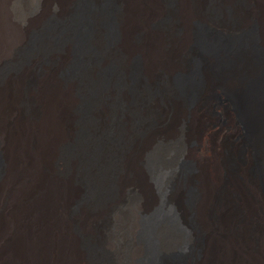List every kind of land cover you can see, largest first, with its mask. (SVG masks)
Listing matches in <instances>:
<instances>
[{"label":"bare ground","instance_id":"obj_1","mask_svg":"<svg viewBox=\"0 0 264 264\" xmlns=\"http://www.w3.org/2000/svg\"><path fill=\"white\" fill-rule=\"evenodd\" d=\"M111 1L84 0L85 6L78 17L74 12L78 0H54L58 5L56 18L60 24L49 28L46 27V13L38 14L32 22L27 20L26 0H0V64L16 60L17 53L30 47L31 35L40 33L38 48L32 51L31 57H25L14 79L21 81L31 74L32 68L29 95L33 115L20 116L17 129L9 123V118L4 127L0 124V264H264V150L260 156L259 178L252 179L248 173L252 164L250 148L242 146L245 148L241 150L242 156L236 159L238 153L235 154L237 146L234 144L231 151L236 155L233 158L236 170L229 175L224 193L220 201L217 200L223 177L221 159L214 141L207 146L208 142L204 140L205 136L214 140L217 131L205 119L208 116H198L199 109L192 116H158L156 125L149 129L145 121L139 126L144 144L149 146L144 151H150L154 139L162 143V150L156 154L158 172L178 180L166 209L160 215L150 216L148 228L137 223L133 209L125 224L115 215L114 225L103 229L97 227L100 213L82 208L71 212L70 207L83 195V190L74 183L77 161L75 156H70L65 162L67 171L62 174L56 163L60 149L76 143L78 114L75 108L80 100L75 97L77 79L83 76L87 82L85 88L89 89L102 82L99 71L109 66L105 19L108 20L107 8ZM116 1L118 6L110 13L114 16L116 32L111 48L119 58L115 70L108 72L102 91L104 96L110 98L118 94L122 104L129 105L128 89L132 87V77L125 49L139 55L138 79L143 84L152 85L155 74L161 72L164 75L163 89L168 93H176L178 89L188 93L197 89L204 93L206 89L209 91L218 85L232 86L239 81L240 76L236 74L223 80L215 76L208 66L220 65L218 59L226 60V54L223 51H217L216 55L207 52V48L211 49L210 44L205 45V55L200 52V65L194 74L185 61L171 59L167 32L147 30L142 41L133 43L131 37L136 30L164 15L163 1ZM175 1L176 19L184 27L179 46L185 50L192 36L189 24L198 15L191 12L188 0ZM245 2L243 15L249 14V20L257 23V29L252 32V44L256 46L259 40L264 49V0ZM231 4L228 0L217 1L219 8ZM197 19L205 25L212 24L207 16L199 15ZM220 23L214 22L212 28L229 35L230 29ZM245 23L240 22L239 31ZM83 27L88 30L89 63L76 77H69V81L63 83L55 73L71 64V39L78 32L79 37L84 38ZM60 38L61 47L56 50L55 44ZM93 50L100 54L97 61L92 56ZM42 51L47 63L38 65L37 57ZM233 64L236 70L242 71V62L233 60ZM175 75L192 78L194 80L189 81L197 85L178 83L173 80ZM10 79L6 78L5 86L0 88V108L2 97L8 93L6 87ZM134 87L136 92H143L138 83ZM249 94L257 97V89ZM196 105L186 111L191 113ZM104 108L90 116L100 123V127L92 124L87 127L88 149L92 150L93 160L89 164L88 176L92 198L101 200L100 197L106 196L107 190L114 187L117 199L111 204L103 200L102 204L111 208L118 206L123 199V186L117 172L126 165L129 153L122 151L121 143L129 139L133 128L131 116L127 115L125 108L118 116H111V122ZM144 111L138 106L139 115L145 114ZM221 117L218 126H235L231 123L235 116ZM180 123L184 125V131L181 133L183 145L179 149L174 143L178 137L176 124ZM142 155L143 149L138 157ZM193 157L198 165L192 163L193 168L185 177V185L191 188L193 199L185 205L182 201V175L176 161L191 162ZM138 212L147 215L149 209L140 206ZM90 253L95 257L94 261Z\"/></svg>","mask_w":264,"mask_h":264},{"label":"rangeland","instance_id":"obj_2","mask_svg":"<svg viewBox=\"0 0 264 264\" xmlns=\"http://www.w3.org/2000/svg\"><path fill=\"white\" fill-rule=\"evenodd\" d=\"M112 1L107 8L109 14L108 20L105 19L107 24L105 39L109 54V66L99 71V80L102 82L98 85L91 86L89 89L85 88L87 82L83 76L77 79L79 83L77 82L78 84L76 85L77 92L75 91V97H79L78 99L80 100H78V106L75 108V113L78 114L76 119V143L73 146H63L59 151L58 163H56V168L59 170V173L62 174L67 171L65 162L70 156H75L77 161L74 183L83 190V195L70 207L71 212H77L79 208H82L89 212L100 213L97 227L103 229L114 225L115 215H117L121 223L125 224L130 216V210L133 209L136 212L134 213L137 214V223L140 224L142 228H148L150 216L160 215L166 209L173 190L176 185L178 186V180H175L171 175L158 172L159 167L158 164H156V154L162 150V143L160 140L154 139L151 142L150 151H144L145 149L147 150L149 146L144 144L143 132L139 129V126L144 121L148 129L154 127L157 123L158 116L159 118L160 116H192L195 111H199L198 116H208L207 118L205 117V119H208V122L213 124L211 128H216L215 132L217 131V134L213 136L214 140H212L210 136H205L204 140L208 142L207 146L211 145V141H214L222 165L223 177L220 186H218L219 192L217 191L216 194L217 200L220 201L224 193L226 184L230 178L229 175L236 170L233 158H235L238 153L236 159H240L243 149L250 148L252 152V164L248 171L249 176L252 179L259 178L260 156L264 150V49L261 48L259 40H257L256 46L252 44V32L257 29V23L256 21L249 20V14L246 13L243 15V12H246L245 5H247L245 0H228L233 4H231L232 6L224 8H219L217 6L218 0H188L193 14L198 15L197 17H199V15H203V17L207 16L212 24H214V22H222L225 27L230 29L231 33L225 35L224 32H216L212 28L211 23L205 25L204 22L200 21L195 16L189 24L192 36L189 46L185 48V50L181 49L179 46V37L184 27L182 23L176 19L177 16L176 13H174L176 8L175 0H162L166 9L164 15L148 21L145 27L136 30L131 37L133 43H136L137 41H142L147 30L167 32L169 35L171 59L176 62L185 61L190 65L194 74L200 65V52L205 55L206 51L204 52V50L208 47L207 44H210L209 46L211 49L207 48V52L216 55L217 51H223L226 54V60L218 59L220 65H210L208 67L219 80H223L225 77L233 74L240 76L236 84L227 87L218 85L209 89V91L206 89L204 93H199L197 89L189 91V93L188 91L186 92V90L181 91V89L180 91L178 89L176 93H168L163 89L164 75L161 72L155 74L156 79L152 85L151 83L143 84L142 81L138 79V67L140 64L139 55L131 49H125L129 60L130 75L132 77V87L128 89L130 100L127 106L122 104L118 94H114L113 97L108 98L104 96L102 92L106 84L108 72L115 70V65L119 58L115 52L112 51L114 49L111 48L116 32L114 16L110 13H113L118 6L117 1ZM131 1L137 2L140 0ZM251 1L252 0H249V3H252ZM25 5L27 6V20L29 22H32L38 14L46 13V27L53 28L60 24V21L56 18L58 5L54 3V0H26ZM83 6H85L84 0H78L74 11L75 15L78 14V17L82 13L81 9ZM240 22L245 23L242 31H239ZM222 23H220V25ZM83 31L84 38L79 37L78 32L75 38L71 39L73 47L70 66L68 65L66 68L67 70H60L56 71L58 73H55V76L63 83L68 82L69 77H76L79 70H82V68L89 63L90 52L86 44L88 40V30L83 27ZM39 37L40 33L34 32L31 35L30 47L26 51L17 53L16 60L6 65L0 64V88L2 89V87L5 86L6 78H11L10 84L6 87L8 93L2 97L3 104L0 108L3 121V123L1 121L0 124H3V127L9 118V123L17 129L18 123H20V116L33 115L31 112L33 105L29 95L32 88V68L31 74L21 81H14V79L22 62L25 61V57H31L32 54H34L32 51L38 48ZM61 43L62 40L60 38L55 44L56 50H60ZM205 45H207V47H205ZM228 47L230 51L227 50V52L225 50L226 48L228 49ZM42 53L43 51L37 57L38 65L47 63V59ZM92 56L94 57V61H97L100 54L93 50ZM233 60L242 62L244 65L242 71L241 69L236 70ZM173 80L178 83L189 82V84L197 85V83L189 81L194 79L182 75H175ZM137 83L138 86L141 87L142 93L135 91L134 85H137ZM254 88L257 89V97L249 94ZM194 105L197 106H195V110L193 109L194 111L192 110L191 113L186 111L187 108H192ZM138 106H142V108L145 109V114L139 115ZM102 107L106 108H104L107 110L105 114L109 116L110 122L111 116H118L120 110L125 108L127 115L131 116L133 128L129 139L121 143L122 151H127L129 153L126 165L117 172V176L123 186L121 190L123 199L118 206H112L111 208L102 204L107 200L108 203L111 204V202L113 203L117 199L116 192L113 189L114 187H110L109 191L107 190L106 192V196L104 195L103 198L100 197L101 200L97 199V197L92 198V186L88 176L89 164L93 160L92 150L88 149L90 137L87 133V127L91 124L96 126V128L100 127V125H98L100 123L94 121V119L92 120L90 116ZM104 109L102 111H105ZM140 116L145 117L142 119ZM221 116H235L236 119H233L234 121L231 122L234 123L235 126L232 127L229 124L226 126H218L219 124L217 123H221L220 121H222ZM205 119H203L202 122ZM224 123L225 122H223V124ZM182 125V123L176 124L178 137L177 140L175 139L176 142L174 144L179 149L183 145L181 133L184 131V125ZM107 127H109V124ZM232 128H234V130H232ZM179 144H181V146H179ZM234 144L237 146L236 155L231 151L232 147L235 146ZM98 149H100V146H98ZM142 149L143 155L142 157H138ZM209 157H212L210 153ZM193 158L190 159L191 162L185 160L176 161V167H179L180 175H182V179L180 177L183 185L182 201L185 205L190 204L193 199L191 188L185 185V177L192 170V165H198L197 159ZM140 206H146V208L149 209V214L141 215L140 212L137 213V209ZM90 256L94 261L95 257L92 253H90Z\"/></svg>","mask_w":264,"mask_h":264}]
</instances>
